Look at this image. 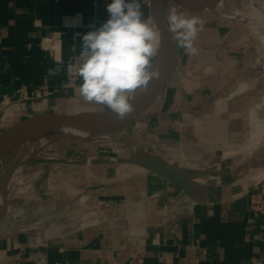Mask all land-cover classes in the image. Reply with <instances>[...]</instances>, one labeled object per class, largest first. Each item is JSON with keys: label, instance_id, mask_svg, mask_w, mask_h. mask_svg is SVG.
I'll list each match as a JSON object with an SVG mask.
<instances>
[{"label": "crops", "instance_id": "1", "mask_svg": "<svg viewBox=\"0 0 264 264\" xmlns=\"http://www.w3.org/2000/svg\"><path fill=\"white\" fill-rule=\"evenodd\" d=\"M151 1L141 3L144 18L160 35L154 64L164 50ZM221 2L191 10L163 1L166 24L172 8L203 21L194 42L199 51L188 55L176 45L172 80L124 128L145 151L149 146L160 155L170 151L189 164L200 157L211 159L220 164L221 180L202 191L191 186L200 192V202L172 218L170 208L181 186L156 172L119 177L120 166L100 156L106 149L67 145L56 150L65 157L43 160L67 171L62 202L69 205L87 197L104 204L108 215L125 211L128 228L94 220L65 235L42 237L0 225V264H264V207H252L254 197L264 200V129L250 144L251 110L264 118V0ZM225 2L228 13L240 11L241 19L224 14ZM109 3L0 0V115L13 102L36 114L110 110L85 102L78 91L81 81L70 71L83 35L109 18ZM75 156L80 160H71ZM55 175L51 171L45 183L53 184ZM138 208L142 214L133 224L130 216Z\"/></svg>", "mask_w": 264, "mask_h": 264}, {"label": "rangeland", "instance_id": "2", "mask_svg": "<svg viewBox=\"0 0 264 264\" xmlns=\"http://www.w3.org/2000/svg\"><path fill=\"white\" fill-rule=\"evenodd\" d=\"M221 2L219 5H222ZM226 9V2H225ZM163 12V11H162ZM240 11L224 14L231 18L241 19L238 15ZM234 20V19H233ZM80 111L77 108L73 113ZM251 120L254 129V136L250 139L252 144L257 140L264 129V118H259L255 109L251 110ZM35 112L26 111L23 104L13 102L6 104L0 115V131L26 118L34 116ZM259 118V119H258ZM139 140V139H138ZM88 144L89 146L106 149V153H101V158L109 157L107 162L113 166H120L119 177H127L141 172H154L146 162H154L169 167L174 174L178 175L189 187L196 191H202L210 182L221 180L218 163L209 158L200 157L201 161L189 164L188 159H176L170 151L160 155L157 148L150 147L145 151L142 143L136 138L130 139V134L122 129L113 139H99L85 141L79 137L67 138L61 127L50 130L44 137L32 138L15 148L0 164V187L6 192L8 200H17L12 204L9 202L4 212L0 214V225L4 229L18 228L39 233L42 237L65 235L75 231L84 224L95 220L98 224H120L127 227L125 211L118 212L117 215H108L104 204L98 201L93 202L91 198L83 197L82 202L76 200L67 205L61 200V182L66 181L67 171L62 172L61 164L43 163L46 157L60 159L61 154H56V150L67 145ZM236 153H229L227 156H236ZM137 157L141 166L134 160ZM132 158V159H131ZM83 159V158H82ZM87 160V158H84ZM71 160H80L76 156ZM65 161V160H64ZM196 164V165H193ZM77 163L74 164V172ZM174 167V168H173ZM56 173L53 184H46L45 177L50 172ZM63 173V175H60ZM155 173V172H154ZM185 174L190 175L186 178ZM77 187V185H75ZM194 194L201 197L200 192ZM82 196L83 194L80 193ZM86 195V193H84ZM95 212V213H94ZM1 213V211H0ZM122 214V215H121ZM141 209H136L135 215L131 217L133 224L141 217ZM128 228V227H127Z\"/></svg>", "mask_w": 264, "mask_h": 264}, {"label": "clouds", "instance_id": "3", "mask_svg": "<svg viewBox=\"0 0 264 264\" xmlns=\"http://www.w3.org/2000/svg\"><path fill=\"white\" fill-rule=\"evenodd\" d=\"M106 9L109 18L83 35L77 66L70 71L81 81L78 91L85 102L105 106L123 120L133 110L135 93L159 76L153 61L160 36L151 20L144 18L141 0H111ZM167 26L178 48L198 54L194 42L202 20L172 8Z\"/></svg>", "mask_w": 264, "mask_h": 264}, {"label": "water", "instance_id": "4", "mask_svg": "<svg viewBox=\"0 0 264 264\" xmlns=\"http://www.w3.org/2000/svg\"><path fill=\"white\" fill-rule=\"evenodd\" d=\"M164 0H152L151 11L152 18L160 30L163 50H164V70L161 78L158 80L155 88L147 94L141 95L131 101L133 110L121 120L117 118L111 110L107 111H87L75 114L60 113H37L32 117L21 120L15 125L5 130L4 138L0 140V162L15 148L32 138L44 137L50 130L62 126H85L98 127L104 130H118L126 128L127 125L140 113L150 108L162 93L166 85L172 80L177 62L178 53L176 43L172 35L168 31V26L164 19L160 17L157 11L158 4ZM178 4L191 9L199 10L215 4L222 0H198L189 2L188 0H173ZM35 123L32 130H28L27 126ZM146 165L157 174L167 178L169 181L178 184L182 188L192 191L191 188L172 170L163 165L154 162H146Z\"/></svg>", "mask_w": 264, "mask_h": 264}, {"label": "bare ground", "instance_id": "5", "mask_svg": "<svg viewBox=\"0 0 264 264\" xmlns=\"http://www.w3.org/2000/svg\"><path fill=\"white\" fill-rule=\"evenodd\" d=\"M189 2H196L198 0H188ZM157 11L158 14L160 15V17L162 19L163 15H162V5L158 4L157 6ZM160 36V35H159ZM153 68L158 70L159 72V76L157 79H154L153 81L150 82L149 86L146 89H139L136 93H135V98H138L141 95L147 94L150 91H152L158 80L161 78V75L163 73L164 70V59L162 58L161 60H158L157 62H155L153 64ZM134 98V99H135ZM35 123H31L30 125L27 126L28 130H32L35 127ZM67 138H71V137H79L85 141H91V140H99V139H108V138H114L120 131L118 130H104L98 127H85V126H62L61 127ZM5 134V130L4 131H0V140H2ZM5 139V138H4ZM132 159V158H131ZM132 160L136 161L141 168L146 169V167H144L139 160L137 159V157H134ZM9 200L6 196V192L2 190V188L0 187V211L2 214L5 210V208L7 207V205L9 204Z\"/></svg>", "mask_w": 264, "mask_h": 264}, {"label": "built area", "instance_id": "6", "mask_svg": "<svg viewBox=\"0 0 264 264\" xmlns=\"http://www.w3.org/2000/svg\"><path fill=\"white\" fill-rule=\"evenodd\" d=\"M77 57L71 63L70 68L77 66ZM200 202V197L195 195L193 191H189L183 188L182 192L176 197L175 203L170 208V216L175 217L179 214H183L191 210ZM252 207L254 209H261L264 207V200L254 197L252 199Z\"/></svg>", "mask_w": 264, "mask_h": 264}]
</instances>
